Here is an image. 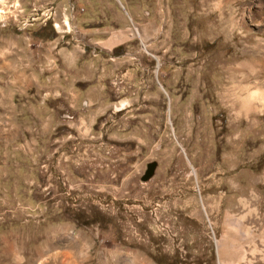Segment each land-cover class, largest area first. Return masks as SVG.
<instances>
[{"label":"rangeland","instance_id":"374dc122","mask_svg":"<svg viewBox=\"0 0 264 264\" xmlns=\"http://www.w3.org/2000/svg\"><path fill=\"white\" fill-rule=\"evenodd\" d=\"M0 264H264V0H0Z\"/></svg>","mask_w":264,"mask_h":264},{"label":"water","instance_id":"95a60500","mask_svg":"<svg viewBox=\"0 0 264 264\" xmlns=\"http://www.w3.org/2000/svg\"><path fill=\"white\" fill-rule=\"evenodd\" d=\"M156 165L157 164L155 162H151L147 165V169L144 175L142 176V181H147L153 176L156 169Z\"/></svg>","mask_w":264,"mask_h":264},{"label":"bare ground","instance_id":"6f19581e","mask_svg":"<svg viewBox=\"0 0 264 264\" xmlns=\"http://www.w3.org/2000/svg\"><path fill=\"white\" fill-rule=\"evenodd\" d=\"M239 85H240V84H239ZM239 85H238V86H239ZM241 85H242V84H241ZM239 89H240V87H239ZM241 89H242V88H241ZM241 92H242V91H241Z\"/></svg>","mask_w":264,"mask_h":264}]
</instances>
